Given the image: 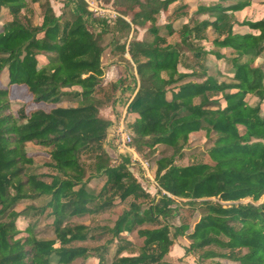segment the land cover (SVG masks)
<instances>
[{"label":"trees","instance_id":"obj_1","mask_svg":"<svg viewBox=\"0 0 264 264\" xmlns=\"http://www.w3.org/2000/svg\"><path fill=\"white\" fill-rule=\"evenodd\" d=\"M105 1L121 17L0 0V264H173L179 239L200 264H264V17L253 0ZM109 47L138 81L105 83ZM130 77L124 122L157 195L108 152L101 111ZM198 132L209 147L177 165Z\"/></svg>","mask_w":264,"mask_h":264},{"label":"rangeland","instance_id":"obj_2","mask_svg":"<svg viewBox=\"0 0 264 264\" xmlns=\"http://www.w3.org/2000/svg\"><path fill=\"white\" fill-rule=\"evenodd\" d=\"M87 1L89 2V3H87L89 9L93 13H95V15H97L99 17H103V18H106L107 20H111V21H114L118 17H121V16H118L117 18L110 17L108 19V17H107L108 13L106 12V10H112V11H116V10H115V8H113V6L111 4L106 3L105 0H87ZM51 2L53 4L57 14H59L60 13V8L62 7L61 3H60L61 0H51ZM247 15L253 21L262 19L264 17V0H253V5L247 11ZM165 19H166V16L164 14H162L160 16V18H159V23L160 24L164 23ZM137 36H138V39H143L144 37L146 38L145 31L139 30L138 33H137ZM107 39H109L108 36L105 37L106 41H107ZM109 56L110 55L108 53V49H105L103 54H102V63L103 64H107V63L110 64V62L108 61L109 60L108 59ZM121 61H122L121 66L123 67V68H121L122 72L120 71V74L122 75L121 77L128 76L131 71H133V73L135 75L136 72H135L134 68L133 69L130 68L129 63H127V62H125L123 60H121ZM112 63H114V62H112ZM130 83L132 85H134L132 83V78L131 77H130ZM131 84H128V86H130ZM129 88L125 90L126 93L128 94V96H126L125 98H121L118 101V103L116 105H114L113 107L104 108L101 111L102 116L107 118V119L112 120L114 125H117L121 121L123 116H125L126 103H127L128 99L132 95V91ZM16 95H17V97L21 98V101L25 102V100L22 99L23 98V92L22 91H18L17 90L16 91ZM17 105L18 104H16V106H15V110L18 109ZM112 127H113V125H112ZM111 128H110V131H111ZM109 145H110V148L108 149V152L110 153L111 156H114L113 155V146H112L111 143ZM208 147H209V142H206L204 132H198V133L192 135V143H191L190 149H195L194 150L195 152H194V154H191L190 152H187V158L185 160H183V161L177 162V165L185 166V165L191 164L192 162H194L196 160H200L201 159V154L200 153L203 150H206ZM164 150H165L167 155H170V153H171L170 151H168L167 149H164ZM135 151L137 152V154L139 155V157L141 159H143L145 161L149 160V158H146L143 154L140 155V153L136 149H135ZM45 156L46 155L44 154V151H43V152H40V155L36 157V159H35V163L36 164H35V167L33 169L34 172L41 173V172L45 171V169L42 166V163L45 161ZM128 157L131 159V156H128ZM129 167L132 169V171H133V173L135 175L141 177L139 180H140L142 186H144V188L147 189L148 192L152 193V195H157L160 187L158 186V184L155 181V176L153 174L152 166H150V171H151V175L154 178L153 181H149V180L147 181L146 179L143 178L142 172H141V168H140L139 164L134 165V166H131V164H130ZM242 202L243 203H248V202H251V200L250 199H246V200H243ZM262 203H264V202H262V200L259 199L254 204L261 205ZM121 210H122V207L117 208V209H115V210H113L111 212H108L107 214H104V215L100 216L98 219L100 221L104 222V223L112 224L116 220V218H117V216H118V214L120 213ZM84 221L87 222L88 219L86 218V219H84ZM44 223H47V222H44ZM22 225H23V223H22ZM51 236L52 235L49 234V235H46L45 237L49 238ZM187 245H188V242L185 239H179L178 243L173 247L171 253L168 256L169 257V261H171L173 264H200V262L198 260V256L196 254H194V253H186ZM207 264H209V263H207Z\"/></svg>","mask_w":264,"mask_h":264},{"label":"built area","instance_id":"obj_3","mask_svg":"<svg viewBox=\"0 0 264 264\" xmlns=\"http://www.w3.org/2000/svg\"><path fill=\"white\" fill-rule=\"evenodd\" d=\"M87 3H89L86 0ZM108 13L107 17L108 19L110 17L117 18L118 16H121L116 11L112 10H106ZM135 79L138 81V76L135 73ZM133 87L137 90V85L134 83ZM124 117L121 119V121L114 125L111 128V131L108 135L107 143H111L113 146V152L115 153V156L120 157L121 155H128L131 156V166L140 165L142 176L147 181H153L154 178L151 175L150 171V163L146 160H143L139 157L137 152L135 151V148L133 146V133L128 129L127 125L124 122ZM155 182V181H154Z\"/></svg>","mask_w":264,"mask_h":264},{"label":"crops","instance_id":"obj_4","mask_svg":"<svg viewBox=\"0 0 264 264\" xmlns=\"http://www.w3.org/2000/svg\"><path fill=\"white\" fill-rule=\"evenodd\" d=\"M107 49H108V53L110 55L109 58H108L109 59L108 61L110 62V64L109 63L103 64V66L106 68L105 83H109L110 81H114V80H117V79L121 78L122 75L120 74V71H121V68H123L121 66L122 62L117 61V59L112 54V52H111L112 48L109 47ZM112 62H114V63H112ZM128 88L131 89V91H132V95H131V97H132L135 94L136 90H134L132 84L130 86H128L126 89H128ZM125 90L122 91L121 93H119L118 97L125 98L126 96H128V94L126 93Z\"/></svg>","mask_w":264,"mask_h":264}]
</instances>
